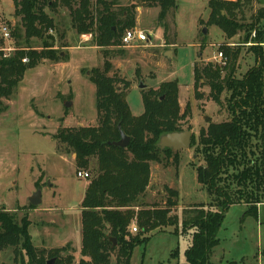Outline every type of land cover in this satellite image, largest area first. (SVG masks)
Returning a JSON list of instances; mask_svg holds the SVG:
<instances>
[{
  "label": "trees",
  "instance_id": "1",
  "mask_svg": "<svg viewBox=\"0 0 264 264\" xmlns=\"http://www.w3.org/2000/svg\"><path fill=\"white\" fill-rule=\"evenodd\" d=\"M252 1L209 0L208 20L200 22L205 28L217 27L225 42L219 48L223 56L220 64L205 62L194 66L195 97L200 98L199 88H208L209 99L219 111L227 103L230 118L209 123L200 129L197 137L191 138L190 147L201 157V164L196 167L197 183L206 189L211 201L208 206L182 211V229L190 231L183 264H212L213 250L219 245L218 233L232 205L247 208L243 221L248 216L257 217V206L264 204V54L256 52L254 66L238 78L240 49L227 42L248 29L242 17ZM12 3L21 26L10 29L11 38L22 40V31L24 47L16 48L11 55L3 54L0 37V99L11 98L27 70L45 61L62 60L60 53L46 41L52 39L48 35L56 27L44 9L53 10L57 3L69 11L76 32L89 34L98 49H118L113 53L119 56L124 53L121 37L126 30L134 29L139 7L158 9L157 21L163 30L164 46L176 45V0H142L139 6H121L115 0H12ZM258 20L264 21V6L251 17L249 27L255 33L253 43L262 47L264 28L258 27ZM31 39L41 41L42 46L37 49L31 46ZM104 59L101 69L88 72V81L95 89L96 123L61 126L53 136L54 141L74 156L78 172L95 162L93 176H89L79 206L81 259L76 261L68 246L51 250L35 248L28 231L30 223L24 219L18 223L13 214L0 208V252L11 249L13 264H47L50 260L52 264H111L112 257L114 264H131L136 248L147 245L157 234L177 228L178 217L172 213L177 206V191L165 188L167 198L161 206L145 202L151 164L161 163L162 156L167 160L171 156L177 158L175 151L157 149L159 138L185 131L183 124L188 123V109L180 111L177 82L141 91L143 113L136 117L126 101L129 83L112 73L107 55ZM63 99L71 101L72 97ZM60 123H64V118ZM119 129L130 139L124 149L111 145L120 140ZM133 223L136 233L131 232ZM110 239L115 240V246ZM176 255L173 253L171 257Z\"/></svg>",
  "mask_w": 264,
  "mask_h": 264
},
{
  "label": "rangeland",
  "instance_id": "2",
  "mask_svg": "<svg viewBox=\"0 0 264 264\" xmlns=\"http://www.w3.org/2000/svg\"><path fill=\"white\" fill-rule=\"evenodd\" d=\"M115 1L121 6L142 4V0ZM208 1L176 0L175 48H161L160 41L152 36L150 45L155 47L142 44L122 48L124 53L120 56L113 53L118 49H95L89 34L79 35L72 26L69 11L60 3L53 10L45 7V13L53 18L56 27L48 35L52 39L46 41L60 53L62 60L45 61L27 70L11 98L0 99V208L13 214L18 223L22 219L30 223L28 231L35 248L51 250L68 246L75 260L81 259L79 206L89 179L76 177L78 169L74 156L54 141L53 136L61 126L96 123L95 89L88 81V72L93 68L101 69L105 55L112 64V73L129 83L126 101L133 116L143 113L141 91L156 90L162 83L177 82L180 111H189L188 123L183 124L185 130L190 127L197 137L200 129L209 123L229 120L227 103L224 102V109L219 111L209 99L208 88H199V99L193 88L194 66L222 61L217 58L219 48L225 42L220 30L211 26L206 28V35L202 34L205 27L200 22L208 20ZM12 4V0H0V28L21 26L19 18L14 16ZM261 6L264 4L261 5L260 0H253L252 5L244 9L242 23L250 27L251 17ZM157 15L149 12L139 16V28L155 30ZM258 23L259 28H264V21L258 20ZM249 27L227 41L230 46L240 49L238 78L254 66L256 52L264 54V45L259 47L253 43L255 33H251ZM20 35L22 40L11 38L2 42L3 54L11 55L16 48L24 47V33L21 31ZM247 35L250 37L245 43ZM41 44V41L31 39V46L36 49ZM255 46H258L257 51ZM140 84L144 89L139 88ZM69 96L71 101H64L63 97ZM67 104L71 106L66 107ZM63 118L64 123H60ZM174 159V156L168 160L162 156L161 163L151 164L145 202L161 206L167 198L165 188L177 191V206L172 209L173 215L178 217L177 228L157 234L147 245L136 248L131 264L185 263L190 231L182 229V211L198 205L208 206L211 201L206 189L197 183L196 167L201 164V157L195 149L190 147L177 152L178 166ZM94 168L92 161L87 170L79 172H86L91 177ZM37 192H40L41 203L34 207L29 199ZM246 211L244 205L237 204L226 212L218 233L219 245L210 259L212 264H264V206L258 210L257 217L248 216L242 221ZM173 253L177 254L175 258L171 257ZM0 264H13L11 249L0 252ZM111 264H114L113 257Z\"/></svg>",
  "mask_w": 264,
  "mask_h": 264
},
{
  "label": "water",
  "instance_id": "3",
  "mask_svg": "<svg viewBox=\"0 0 264 264\" xmlns=\"http://www.w3.org/2000/svg\"><path fill=\"white\" fill-rule=\"evenodd\" d=\"M260 4L263 5L264 0H260ZM202 34L206 35V28L203 29ZM166 56H168V54H166ZM139 88L144 89V85L140 84ZM70 106L71 104L66 105V107H70ZM205 120H209V118H205ZM119 134H120V140L118 142L112 143L111 145L124 149L128 146L130 139L121 131V129H119ZM192 135L193 134L190 130L165 134L159 138L157 143V149L160 151L167 149L175 152L188 150L190 148ZM29 203L31 206L34 207L38 206L41 203L40 192L34 194L29 199ZM110 241L113 243V246L116 245L115 240L110 239ZM52 263L53 260L47 262V264H52Z\"/></svg>",
  "mask_w": 264,
  "mask_h": 264
},
{
  "label": "built area",
  "instance_id": "4",
  "mask_svg": "<svg viewBox=\"0 0 264 264\" xmlns=\"http://www.w3.org/2000/svg\"><path fill=\"white\" fill-rule=\"evenodd\" d=\"M0 37L2 38V41H10L11 39V33H10V29L6 26L1 27L0 28ZM149 36L146 32L141 31V30H136V29H129L126 30L122 37H121V48H128V47H132L134 45H146L149 43ZM217 58L218 59H222V53H218L217 54ZM26 60H23V63H25ZM76 177L78 179H89V174L86 172H78L76 174ZM131 232L132 233H136L137 232V228L134 225L131 228Z\"/></svg>",
  "mask_w": 264,
  "mask_h": 264
},
{
  "label": "crops",
  "instance_id": "5",
  "mask_svg": "<svg viewBox=\"0 0 264 264\" xmlns=\"http://www.w3.org/2000/svg\"><path fill=\"white\" fill-rule=\"evenodd\" d=\"M226 1H236V0H226ZM12 8H13V4H12ZM11 12H12V10L10 11V13L9 14H11ZM152 13L153 14V16L154 15H157V13H158V10L156 9V8H141V7H139V8H137L136 9V15H135V27H134V29H136V30H141V31H144V32H146L147 34H148V36H149V38H150V40H149V45H150V43L152 42V36H156L157 37V40L158 41H160V44H159V46L161 47V48H163L164 47V42H163V30H162V27H161V25L158 23L157 24V27L155 28V30H152V28H150V30H143V29H140L139 28V23H138V17L139 16H141V15H143V14H148V13ZM84 38H87V37H84ZM147 44V45H148ZM151 46V45H150ZM154 47H155V45H153ZM153 46H151V47H153ZM176 46V45H175ZM175 46H173V47H171V48H175ZM95 49H98V48H96V47H94ZM166 54H167V52H166ZM262 206H264V204H261V205H258L257 206V212H258V210L262 207Z\"/></svg>",
  "mask_w": 264,
  "mask_h": 264
}]
</instances>
